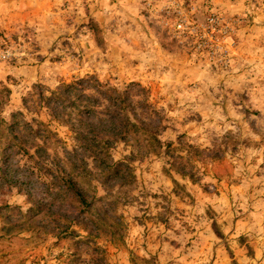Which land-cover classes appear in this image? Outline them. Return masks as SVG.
<instances>
[{
	"label": "rangeland",
	"instance_id": "374dc122",
	"mask_svg": "<svg viewBox=\"0 0 264 264\" xmlns=\"http://www.w3.org/2000/svg\"><path fill=\"white\" fill-rule=\"evenodd\" d=\"M86 76L145 99L172 144H114L124 185L100 183L51 99ZM0 122V264H264V0H0ZM66 174L110 194L122 227L99 251L20 225L35 203L70 210Z\"/></svg>",
	"mask_w": 264,
	"mask_h": 264
},
{
	"label": "trees",
	"instance_id": "16d2710c",
	"mask_svg": "<svg viewBox=\"0 0 264 264\" xmlns=\"http://www.w3.org/2000/svg\"><path fill=\"white\" fill-rule=\"evenodd\" d=\"M50 95L54 100L63 95L68 107H75L77 125L71 124L70 131L79 149L89 155L103 186L124 185L126 180L133 178L128 159L107 162L109 150L114 144L121 142L127 145L131 136L134 139L136 137L134 142L142 144L141 150L148 151L146 147H151L153 151L150 153L155 155L159 154L157 149L161 146L164 147V154L172 146L171 143L162 145L157 140L156 129L152 130L142 120L141 109L146 103L145 99L131 102L128 89L118 91L114 87L98 83L93 76H86L68 84H60ZM100 106L102 110H97ZM134 107H137L136 110H133ZM145 141L153 146L144 145ZM195 153L200 156V153ZM169 166L173 169L171 162ZM177 171L174 170L179 173ZM172 183L175 184L173 180ZM107 191L102 197H96L92 189L90 193H84L76 186L72 177L66 174L61 179L58 195H62L70 210L63 212L57 204L52 212L50 206L35 203L22 215L20 225H24L28 231H41L44 236H50L56 242L66 240L74 247L81 245L92 251H99L94 240L101 236L109 239L120 237L122 227L120 218L110 210L111 201L105 200L110 196ZM56 198L57 195H54L51 199ZM101 201H106V210L98 209L97 204Z\"/></svg>",
	"mask_w": 264,
	"mask_h": 264
},
{
	"label": "built area",
	"instance_id": "2783aa9c",
	"mask_svg": "<svg viewBox=\"0 0 264 264\" xmlns=\"http://www.w3.org/2000/svg\"><path fill=\"white\" fill-rule=\"evenodd\" d=\"M215 24V20L213 18H209L208 21H207V25L206 27L210 30V31H213L214 30V27L213 25ZM181 28V24H177V29H180Z\"/></svg>",
	"mask_w": 264,
	"mask_h": 264
}]
</instances>
